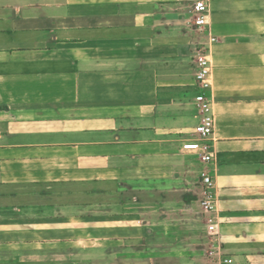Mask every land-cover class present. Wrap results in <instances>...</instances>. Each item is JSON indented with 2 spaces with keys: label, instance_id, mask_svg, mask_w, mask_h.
Masks as SVG:
<instances>
[{
  "label": "crops",
  "instance_id": "crops-1",
  "mask_svg": "<svg viewBox=\"0 0 264 264\" xmlns=\"http://www.w3.org/2000/svg\"><path fill=\"white\" fill-rule=\"evenodd\" d=\"M205 1L200 29L195 0H0V264H264V0Z\"/></svg>",
  "mask_w": 264,
  "mask_h": 264
},
{
  "label": "built area",
  "instance_id": "built-area-1",
  "mask_svg": "<svg viewBox=\"0 0 264 264\" xmlns=\"http://www.w3.org/2000/svg\"><path fill=\"white\" fill-rule=\"evenodd\" d=\"M195 14L194 23L198 28H203L208 19V3L205 0H195L193 3ZM214 40V38H211ZM196 71L195 80L199 88L194 97L195 111L192 118L195 121L193 131L195 137L183 142V149L194 150L198 153L201 162L205 164V169L200 176L201 200L200 204L207 216L208 224H215L216 212V194L215 180L212 177L210 166L214 164L215 153L212 144L215 119L212 110V96L210 84V61L206 50L198 49L195 58ZM214 226V225H213ZM214 227H210V232ZM210 264H230L232 259L226 256L219 244L213 240V243L206 252Z\"/></svg>",
  "mask_w": 264,
  "mask_h": 264
}]
</instances>
